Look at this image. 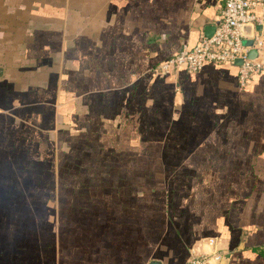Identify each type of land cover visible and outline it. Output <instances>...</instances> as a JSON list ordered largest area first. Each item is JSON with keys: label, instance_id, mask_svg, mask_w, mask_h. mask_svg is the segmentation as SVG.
I'll list each match as a JSON object with an SVG mask.
<instances>
[{"label": "crops", "instance_id": "crops-1", "mask_svg": "<svg viewBox=\"0 0 264 264\" xmlns=\"http://www.w3.org/2000/svg\"><path fill=\"white\" fill-rule=\"evenodd\" d=\"M221 1L0 0V264H264V53L156 70Z\"/></svg>", "mask_w": 264, "mask_h": 264}, {"label": "built area", "instance_id": "built-area-1", "mask_svg": "<svg viewBox=\"0 0 264 264\" xmlns=\"http://www.w3.org/2000/svg\"><path fill=\"white\" fill-rule=\"evenodd\" d=\"M251 22L252 34L242 36L240 27ZM213 32L206 36L199 34L197 41L188 46L182 43L156 70L167 72L184 66L187 71H196L206 62H227L233 64L235 58L241 62L236 66V80L239 87L248 85L253 74L262 66L260 55L264 53V0H222L219 16ZM258 27V28H257ZM243 39H250L244 44ZM249 48H254V57H248ZM212 242L211 238L208 240ZM221 254L217 250L191 252L181 262L164 264H219Z\"/></svg>", "mask_w": 264, "mask_h": 264}, {"label": "rangeland", "instance_id": "rangeland-1", "mask_svg": "<svg viewBox=\"0 0 264 264\" xmlns=\"http://www.w3.org/2000/svg\"><path fill=\"white\" fill-rule=\"evenodd\" d=\"M47 179L46 175L42 176L41 182L39 183L40 186H45L47 187V182H44L45 180L43 179ZM8 181V180H7ZM28 180L25 179V182H27ZM47 195H40L39 197L37 196H33V195H23L20 196L18 198V202H20V200L23 202V205L19 204L18 208H21V213L18 215L20 217V220L23 222H26V219H32V214L37 215V217L40 219H44L47 221V217H48V212H47ZM14 212L12 210H9L8 212H6L7 218H10L11 215ZM31 214V215H29ZM42 229H46V225H41ZM45 233V232H44Z\"/></svg>", "mask_w": 264, "mask_h": 264}, {"label": "water", "instance_id": "water-1", "mask_svg": "<svg viewBox=\"0 0 264 264\" xmlns=\"http://www.w3.org/2000/svg\"><path fill=\"white\" fill-rule=\"evenodd\" d=\"M215 28V25L214 24H206L204 25L203 27V34L206 35V36H209L213 30ZM258 28V27H257ZM240 31H241V35L242 36H250L252 34V24L251 22H245L241 25L240 27ZM244 44H250L251 43V40L250 39H243L242 41ZM256 54V51L254 48H249L248 52H247V56L248 57H254ZM241 62V59L240 58H235L233 60V64L234 65H237ZM148 264H161L159 260H150L148 262ZM221 264H224L223 262Z\"/></svg>", "mask_w": 264, "mask_h": 264}, {"label": "trees", "instance_id": "trees-1", "mask_svg": "<svg viewBox=\"0 0 264 264\" xmlns=\"http://www.w3.org/2000/svg\"><path fill=\"white\" fill-rule=\"evenodd\" d=\"M260 69H261V68H259V69L253 74V76H254L257 72H259ZM253 76H252V77H253ZM252 77H251V79H252ZM251 79H250V80H251Z\"/></svg>", "mask_w": 264, "mask_h": 264}]
</instances>
